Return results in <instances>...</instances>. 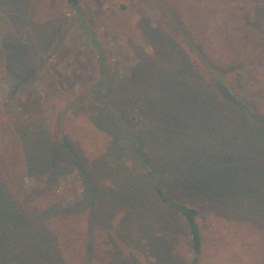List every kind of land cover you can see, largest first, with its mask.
<instances>
[{
  "label": "rangeland",
  "instance_id": "rangeland-1",
  "mask_svg": "<svg viewBox=\"0 0 264 264\" xmlns=\"http://www.w3.org/2000/svg\"><path fill=\"white\" fill-rule=\"evenodd\" d=\"M15 1L0 0V172L14 190L23 178L21 187L30 194L23 199L27 217L43 216V227L57 238L46 239L42 251L33 245L38 238H10L17 242V255L4 261L21 264L45 254L50 264H189L187 224L157 200L156 179L150 181L141 153L130 142V154L109 155L116 132L128 138L116 108L158 159L169 196L197 210L202 239L197 264L260 261L264 157L251 169L239 165L252 162L245 154L259 146L249 123L236 128L240 137L226 135L218 142L208 137V111H201V122L176 124L183 132L168 141L177 150L162 158L157 148L163 150L164 143L149 134L160 117L148 120L149 113L141 110L147 96L137 98L134 89L140 88L133 77L150 69L160 73L161 83L180 76L189 84L195 78L190 66L188 74L180 72L187 57L169 46V35L178 32L172 25L177 17L211 62L233 68L227 74L232 94L264 112V0H78L77 9L64 0ZM15 45L32 51L21 67L9 64ZM97 83L107 97L92 93ZM39 127L47 130L51 145L62 136L69 140L85 176L67 155L51 176L29 172L15 136L22 130L37 133ZM199 165L205 170L193 172ZM179 176L186 179L174 185Z\"/></svg>",
  "mask_w": 264,
  "mask_h": 264
},
{
  "label": "trees",
  "instance_id": "trees-1",
  "mask_svg": "<svg viewBox=\"0 0 264 264\" xmlns=\"http://www.w3.org/2000/svg\"><path fill=\"white\" fill-rule=\"evenodd\" d=\"M14 1L15 0H11V2ZM64 1L71 8H78V0ZM15 2H17V0ZM173 14L175 15V13ZM172 22L173 27L179 34L175 31L173 34L169 35V38L173 40L171 42L177 44L174 45L170 43L169 46L170 48L176 46V49L182 57H187L186 60L183 59L185 64L180 66V72L183 75H186V73L188 74L187 66H190L189 68L195 78L193 80H188V84L181 79L180 76H176L172 82L168 81L169 83L166 84L161 83L160 73H157L156 70L151 71L150 69L146 70L145 73H139L136 78L133 77V79L136 80L135 83L140 88H137L138 90L136 88L134 89L137 98L144 97L145 99L147 96L145 100L147 102H141L143 104L141 110L149 113L148 120L156 122L158 119L157 117H160L157 127L148 128L149 134L154 138H161L164 143L163 150L159 151V148H157V153L163 155L162 158L166 157L168 152L174 154L177 149L168 140L170 138L177 139V135L183 132L178 130L179 126L177 127L176 124H178V122L184 123L187 121H191L193 124L198 121L201 122L203 119L199 120L197 115L201 114V111L203 114L208 111V125L210 126L208 129V137L210 136L209 138L214 141L219 142L225 139L226 135L232 138L240 137L241 132L236 130V128L241 124L249 123L250 127L248 129L256 136V141H259V146L252 154H245L246 157H253L252 162V159H249L246 164L243 165L241 163L239 165L241 169H251V167L257 166V161L264 157V112L256 110L253 106L249 105L247 100L232 94V85L227 78V74L233 68L211 62L210 57L203 52L202 45L194 41L191 34L183 27V22L180 18L174 17ZM14 47V51L8 55L9 64H15V66L21 67L26 62L27 55L31 54L32 51L25 46L18 47V45H15ZM168 51H170L169 48ZM209 53L210 51L208 48V54ZM195 57L196 59L193 60ZM196 60L204 64L203 68L196 63ZM193 63H196V66ZM238 67L239 69L242 68L241 65ZM199 69L202 70V73H200ZM167 85L168 89L165 91L163 87ZM98 86L100 87L101 84L97 83L92 88V93L98 94L102 98L107 97V90H105V92H100V88H97ZM107 86H110V82ZM152 91H155L157 95H154ZM158 91L161 94H158ZM220 110L225 111L222 116H220ZM115 111L119 113L117 116L124 126L128 138L126 135H124L123 138L121 134L118 135L116 132L113 135L109 155L120 157L125 154H130L131 152H128V144H130V142L133 149L138 152V154L141 153L142 161L153 177H150V181L154 178L156 179L154 189L156 191L157 200L175 214L177 213L187 224L191 240V257L189 264H197L201 255L202 243L197 223V210L193 207L180 204L169 196L165 189L164 180L158 170V167L161 168L157 161L158 159L142 147L144 142L142 134L136 132L134 125L131 120L127 118L125 112L119 110V108H116ZM96 122L99 126L104 125V120L101 117H98ZM20 133L21 135L18 134L15 138L18 142H21V147L24 152L25 160L28 162L30 173L34 170L35 173L40 171L41 174L48 173L51 176L55 169H59L62 159L67 155L68 157H73L71 159L78 165L79 174L85 176L82 165L77 161L75 152L72 153L71 143L66 137L62 136L60 140L55 141L53 145H51L49 133L43 127H39L37 133L35 129L22 130ZM34 134H37V137H32ZM163 135L166 136L164 137ZM27 136L28 139L29 136L31 137L30 140L27 139ZM12 141L15 144L16 141L14 138ZM244 141H247V143L252 142L251 136L244 138ZM22 143H24L23 146L25 149ZM26 144H28V147H26ZM142 149H144V152H142ZM185 150L188 151L187 153H190L192 147L187 145ZM200 153L201 151L199 154ZM203 165L207 166L208 161ZM203 165H199L195 169H192V171L205 170L202 169L206 168V166L204 167ZM191 167H195V164H191ZM4 173L2 174L0 172V264H8L4 261V259L6 260L8 257H10L8 259H14V254H17L15 252L16 247H13V244L21 241V238H38L39 240L36 239L35 241L41 243V245H39V243L33 244L34 246L37 245L38 251L45 249L43 243L46 242V239L57 238L55 233L47 229V227H43V216L37 217L36 220L27 217L28 210L23 199L29 198L30 194L21 187L23 178L18 181V186L14 190L11 186L10 178L5 176ZM177 179L178 183H174V185L179 184V182L182 181V179H186V177L179 176ZM39 182L40 180L34 181V184H38ZM142 191L144 192L145 190ZM91 192L96 194L94 188H91ZM47 213L51 215L52 212L47 210ZM10 238H16L15 240L17 242L13 240L11 242ZM38 247L41 248L38 249ZM47 248L50 250V255H52L54 252V245L50 244ZM43 256L45 258L41 257L27 260H24V258L21 264H50V259L46 258L45 254ZM256 264H264V253L261 260Z\"/></svg>",
  "mask_w": 264,
  "mask_h": 264
}]
</instances>
